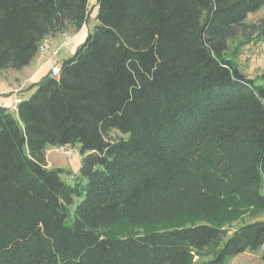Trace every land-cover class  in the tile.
Masks as SVG:
<instances>
[{
  "label": "trees",
  "instance_id": "1",
  "mask_svg": "<svg viewBox=\"0 0 264 264\" xmlns=\"http://www.w3.org/2000/svg\"><path fill=\"white\" fill-rule=\"evenodd\" d=\"M96 3L92 32L58 77L34 84L15 113L0 106V264H198L196 255L227 264L264 247V220L232 229L214 219L239 214L224 196L210 219L178 225L147 203L184 157L228 144L249 153L213 171L217 183L233 182L230 194L264 212V85L229 56L231 41L264 37V22L247 21L264 0ZM89 15V0H0V75L27 66L44 39L81 30ZM75 144L82 157L70 183L47 166L46 151ZM156 217L168 224L157 229ZM124 221L147 226L107 232Z\"/></svg>",
  "mask_w": 264,
  "mask_h": 264
},
{
  "label": "rangeland",
  "instance_id": "2",
  "mask_svg": "<svg viewBox=\"0 0 264 264\" xmlns=\"http://www.w3.org/2000/svg\"><path fill=\"white\" fill-rule=\"evenodd\" d=\"M96 1L97 0H89L90 15L86 24L81 29V31L86 32L85 37L87 33L92 32L93 27L96 24ZM247 21L248 23L256 24L264 22V8L255 14L248 15ZM259 33L260 32L258 31L252 34V38L248 39L247 44L244 43V39L241 37L231 41L229 43V56L234 57V61L239 70H241L248 77L256 79L258 84L264 85V80H261L264 76V37H260ZM76 34L77 32L71 31L66 32L64 35L75 40L77 38ZM55 37L58 41L60 40V34H57ZM243 43L246 45H241ZM36 68L37 64L34 62L33 64H30V66H25L21 70H10L11 72L8 75L9 79H6V81H11L12 84H14L13 88L15 91L19 90L22 86V90L18 92V94H15L23 100L29 98V96H31V94L35 91V87L30 85L28 81L26 82V78L34 73ZM17 78L19 82L16 85V81L14 79ZM8 89L11 90L10 88ZM10 93H12V91ZM108 137L112 140H117L121 138V135L115 131H110ZM63 148L70 149L71 155L65 156L60 153ZM47 150L50 151L47 155V160L51 164L50 167L69 171L70 174L65 173V171L60 174L63 179L72 183V175H77L81 164L82 155L79 151V145L75 144L72 147L49 146ZM248 153L249 151L247 150L233 149L228 144H206L200 148L198 147L196 149V154L191 153L190 155L184 157V159L177 165L174 175L162 187L158 188L155 193V202L151 203L147 201V203L154 209L157 207L158 211L156 210V212L159 217L162 212H171L172 218H175L172 221H169L172 225L188 222V217L193 220L210 219L209 217H205V215L213 217L214 212L210 213L209 211H212L216 204H218L217 206L222 205V203H218L220 201H218V199H221L218 198V196H224L226 207L227 209H230L233 214L234 211L239 213L236 219L228 221L226 224L225 222L227 221L225 218H214L224 224L223 226L225 228L233 229L243 222L260 217L264 212H258L252 208L245 195L230 194V188L233 185V182L225 181L217 183V180L215 179L217 176L213 172L223 171L224 169H233L236 166H240L244 163ZM212 194L217 195L214 202L210 200ZM231 196L234 198L228 199V197ZM80 201L81 198H76L73 205L70 207V210L72 211ZM206 211L208 212L205 213ZM159 221L158 217L152 220L156 226L159 225V228L168 224L165 223L166 221L163 219L160 222ZM128 224L138 225L136 226L137 228L132 229L135 233L143 232L145 226H147L135 224L131 221H124L118 226L109 229L107 232L123 234L126 232L125 229L129 226ZM263 254V248L246 250L230 258L227 264H264L262 258ZM207 260H209V258L206 256L196 255L194 257V261L198 264H202Z\"/></svg>",
  "mask_w": 264,
  "mask_h": 264
},
{
  "label": "crops",
  "instance_id": "3",
  "mask_svg": "<svg viewBox=\"0 0 264 264\" xmlns=\"http://www.w3.org/2000/svg\"><path fill=\"white\" fill-rule=\"evenodd\" d=\"M85 34H86L85 31L79 30L76 34L77 38L75 40L70 38L68 41H65L63 39L64 34H60L59 41L55 39L56 38L55 36L46 38L50 45V49L43 56L37 54L28 64L30 66V64H33L35 62V64H37V68L34 70V73H32L30 76L26 78V82L28 81L30 85H34L38 83L41 79H43L46 75H48V72L52 65L60 64L64 59L72 56L75 49L83 42ZM10 72H11L10 70L4 71L0 75V80H4V81H0V106L5 108L14 102L15 97H19L17 96V94L22 90V86H21L19 90L15 91V89L13 88L14 84H12L11 81H6V79H9L8 75L10 74ZM14 80L16 81V85H17L19 82L18 78ZM8 88H10L11 90H9ZM11 91L12 93H10ZM49 152H50L49 150L46 151V163L48 167H50L51 165L47 160L48 158L47 155ZM255 219L264 220V213L260 217H257ZM262 248L264 249V247Z\"/></svg>",
  "mask_w": 264,
  "mask_h": 264
},
{
  "label": "built area",
  "instance_id": "4",
  "mask_svg": "<svg viewBox=\"0 0 264 264\" xmlns=\"http://www.w3.org/2000/svg\"><path fill=\"white\" fill-rule=\"evenodd\" d=\"M63 39L65 41H68L70 39V37H67V36L64 35ZM49 49H50V45L48 43V40L44 39L39 45L38 54L43 56L49 51ZM59 72H60V64H55V65L51 66V68H50V70L48 72V75L53 77V78H57L58 75H59ZM21 100L22 99L20 97H15L14 102L11 105H8L6 108L10 112L15 113L17 111V106L21 102ZM60 153H62L65 156H70L71 155V150L63 148V149H61Z\"/></svg>",
  "mask_w": 264,
  "mask_h": 264
}]
</instances>
